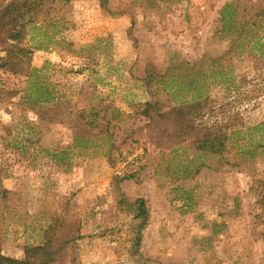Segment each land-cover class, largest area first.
I'll return each mask as SVG.
<instances>
[{"label":"rangeland","instance_id":"374dc122","mask_svg":"<svg viewBox=\"0 0 264 264\" xmlns=\"http://www.w3.org/2000/svg\"><path fill=\"white\" fill-rule=\"evenodd\" d=\"M46 5L33 74L0 70L2 255L23 260L67 205L82 237L66 264H264V0ZM153 96L233 115L227 154L151 144L136 106ZM47 107L97 113L93 143L75 147L68 125L39 118ZM137 199L149 217L134 255L121 202Z\"/></svg>","mask_w":264,"mask_h":264},{"label":"trees","instance_id":"16d2710c","mask_svg":"<svg viewBox=\"0 0 264 264\" xmlns=\"http://www.w3.org/2000/svg\"><path fill=\"white\" fill-rule=\"evenodd\" d=\"M70 1L0 0V52L4 54L0 57V70L8 69L14 75L30 77L34 72L32 67L34 52L42 47L39 44L33 47L28 45L30 30L38 29L37 16L47 8V2L55 4ZM42 93L48 96L49 101L51 95L49 84H45ZM93 98L92 96L91 102ZM164 102L162 98L153 96L136 106L137 114L147 121L143 130L151 144L161 150H172L188 144L202 154L219 157L227 154L230 149V133L235 128L231 121L233 115L220 119L222 109L215 107L210 97L172 107ZM37 114L46 123L68 125L73 132L75 147L87 148L97 135L95 131L101 128L97 113L91 114L93 119H90L83 111L47 107L41 108ZM106 125H110V122ZM103 132H107V129L105 131L102 129L100 133ZM261 146L264 148L263 144ZM5 193H8L7 190H1V194ZM121 203L127 206L126 211L132 215L134 223L131 249L132 253L137 255L143 240L142 231L149 217L146 201L137 199L127 205L123 200ZM68 208L66 205L60 214L56 213L52 217L51 225L44 232L43 244L25 248L23 260L2 255L0 245V264H66L68 259L75 255L73 252L77 248L75 245L82 237L79 226L76 228L69 216Z\"/></svg>","mask_w":264,"mask_h":264}]
</instances>
